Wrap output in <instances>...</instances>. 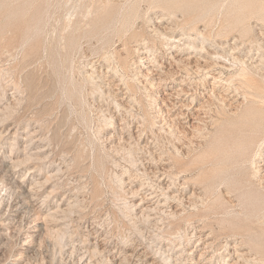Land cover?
<instances>
[{
    "label": "rangeland",
    "instance_id": "374dc122",
    "mask_svg": "<svg viewBox=\"0 0 264 264\" xmlns=\"http://www.w3.org/2000/svg\"><path fill=\"white\" fill-rule=\"evenodd\" d=\"M7 1L0 264H264L263 237L231 235L209 209L258 219L251 163L217 175L242 195L207 191L209 154L240 157L264 128V0H177L175 14L120 0L139 17L127 34L146 39L115 37L105 57L81 42V0Z\"/></svg>",
    "mask_w": 264,
    "mask_h": 264
},
{
    "label": "bare ground",
    "instance_id": "6f19581e",
    "mask_svg": "<svg viewBox=\"0 0 264 264\" xmlns=\"http://www.w3.org/2000/svg\"><path fill=\"white\" fill-rule=\"evenodd\" d=\"M84 1L85 0H81V22L79 24V26H81V35H79L81 36V42L83 40H87V43H92L95 40L97 41V43H100L99 49L101 50L100 52L103 57H105L106 54H109L107 50L109 47H111V45L115 44V40H114L115 37H118L120 40H123L124 42L129 41L133 38L138 39L140 36L141 38L145 37L137 33H133L131 35L127 34L129 32L127 26L130 23L132 26L136 24L139 17H138L137 11L134 12L132 10H129L126 4H121L122 2H120V0H89V5H86V6L83 5ZM142 2L148 3L149 6L153 8V11H156V12L162 11L163 9V11H168V12L173 11V14H175V12L181 10L180 7L178 6L177 0H167L166 3H163L160 0H136L135 3L136 5H139ZM7 5L10 6L11 9H13L15 6L23 7L26 4L24 3V1L17 3V0H8ZM32 5H33L32 2H29L26 6L31 7ZM113 9H115L116 12H113L114 11ZM2 14H6V12ZM195 20L196 19H190L188 24L194 25L196 22ZM71 21L72 20H70V22ZM76 30H78V28ZM156 31H157V35L159 39L161 40L171 39V37H169L168 35H165V33L159 32L158 30ZM75 34H76V31H74L73 35ZM111 34L113 36L110 38ZM27 35H30V34H27ZM149 39L153 40V38H149ZM223 41H226V40H223ZM111 58H112L111 56H109L108 58L106 57V60H110ZM240 63L242 62L240 61ZM249 68L250 67H248L247 65L248 70ZM253 68L254 67H251L252 72H250L252 74L256 72L255 69L253 70ZM81 89H82V86H81ZM83 99H85V95H83V93L81 92V101ZM262 102L261 103L264 106V100ZM253 137L254 138L250 140L246 146L244 143L242 146V143H241V146L243 147L244 152L242 153L243 155L240 157H237V158L235 157L234 159L233 158L228 159L227 157L226 159H222L219 153L209 154L211 156V161H208V162H211V166H212L211 170H213V175L215 174L216 175L211 177V179L213 178L211 180L213 182V186L212 188L207 190L208 192L209 191L217 192L218 190V193L220 192L223 194V190H219V187L221 185H225L229 189V192H228L229 194H234L235 192H242L240 193V195H242L243 192L247 190L246 187L242 185L240 187L234 188L231 184H229L228 178H226L228 177L227 175L228 172L223 171L221 177L217 175L219 174L218 172H220L221 169L222 170L230 169L229 167H232V166L239 167V166H243L244 164L251 163L250 166H252L253 171L251 172V177H249L248 180H245V182L246 183L249 182V184L251 185L256 182L258 183L260 187L257 190V192H258V197L263 198V202H261V204L259 205L261 208L256 209V211L258 210V213L260 215L259 217L257 216L258 219L257 218L252 219L251 218L252 215L248 216V213H253V210L251 209L253 205H250L251 207L249 206L247 207V206L242 205V202H241V205L243 206V209L245 210V217L243 219H241V217L239 216H230L229 215L230 212H228L229 210L223 204L214 205L209 208L211 210V214L213 213L214 215H217L218 218H221L224 224V231L230 233L231 235L237 236V237L239 236H241L242 238L250 237L251 242L253 241L254 238L258 236L260 237L262 236L264 239V177L262 175L263 173H260L262 171V170L260 171L261 168L259 169L257 167V162L256 161L253 162V158L255 156H259V158H263V155H264V128L261 130L260 133H258V135L253 136ZM89 157H90V153L88 154L81 153V159H83V161H85V159ZM205 183H207L206 180H205ZM228 199L230 200L232 199V197H228ZM254 248H256V246ZM256 250L258 251V248H256Z\"/></svg>",
    "mask_w": 264,
    "mask_h": 264
}]
</instances>
